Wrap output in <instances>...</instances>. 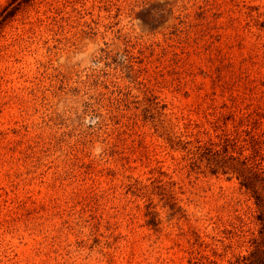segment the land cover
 <instances>
[{"label": "rangeland", "instance_id": "rangeland-1", "mask_svg": "<svg viewBox=\"0 0 264 264\" xmlns=\"http://www.w3.org/2000/svg\"><path fill=\"white\" fill-rule=\"evenodd\" d=\"M255 119L264 0L23 5L0 31V264H245L255 199L187 150Z\"/></svg>", "mask_w": 264, "mask_h": 264}, {"label": "trees", "instance_id": "trees-1", "mask_svg": "<svg viewBox=\"0 0 264 264\" xmlns=\"http://www.w3.org/2000/svg\"><path fill=\"white\" fill-rule=\"evenodd\" d=\"M34 0H10L8 7L0 11V31L4 22L14 17L23 6ZM16 4L12 11L9 6ZM262 114L259 115V117ZM258 119L241 132L217 136V141L210 138L203 142L196 140L193 148L187 150L189 165L195 171L205 167L212 175H232L255 199L260 212V221L264 227V132H257ZM187 145L189 143H186ZM187 149V147H186ZM250 151L249 154H246ZM245 264H264V239H255L249 255L243 257Z\"/></svg>", "mask_w": 264, "mask_h": 264}]
</instances>
